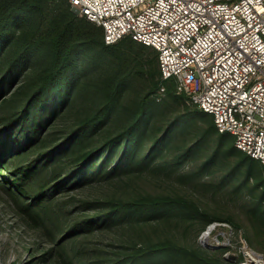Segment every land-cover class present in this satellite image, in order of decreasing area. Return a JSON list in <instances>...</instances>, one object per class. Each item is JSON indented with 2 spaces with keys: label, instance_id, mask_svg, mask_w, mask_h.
Wrapping results in <instances>:
<instances>
[{
  "label": "trees",
  "instance_id": "1",
  "mask_svg": "<svg viewBox=\"0 0 264 264\" xmlns=\"http://www.w3.org/2000/svg\"><path fill=\"white\" fill-rule=\"evenodd\" d=\"M163 84L166 96L158 99ZM184 96L173 80H162L156 48L131 36L107 44L104 27L70 0H0V181L17 200L28 199L20 208L32 218L66 189L110 185L81 199L80 208L95 209L64 231L116 227L122 251L99 264H224L223 252L197 237L210 221H228L209 215L227 178L224 201L232 192H258L257 202L244 205L253 228L264 230L252 214L264 215V164L238 149L233 134L219 132L212 114L194 106L180 115ZM196 129L200 140L188 143ZM220 163L228 172L203 178ZM148 178L169 188L140 185ZM118 184L130 193H117ZM57 253L58 264H78L65 249Z\"/></svg>",
  "mask_w": 264,
  "mask_h": 264
},
{
  "label": "built area",
  "instance_id": "2",
  "mask_svg": "<svg viewBox=\"0 0 264 264\" xmlns=\"http://www.w3.org/2000/svg\"><path fill=\"white\" fill-rule=\"evenodd\" d=\"M104 27L107 44L124 36L158 50L161 78L213 115L219 132L264 164V0H70ZM166 93L163 84L158 99ZM205 247H226L225 264H264L225 220L198 236Z\"/></svg>",
  "mask_w": 264,
  "mask_h": 264
},
{
  "label": "rangeland",
  "instance_id": "3",
  "mask_svg": "<svg viewBox=\"0 0 264 264\" xmlns=\"http://www.w3.org/2000/svg\"><path fill=\"white\" fill-rule=\"evenodd\" d=\"M2 98L3 97H0V102ZM172 105L175 107L173 108L171 106V110H177L176 107H178V105L175 103H172ZM193 109H195L194 106L186 99L184 104L181 105L180 115H184L187 111ZM173 119V115L168 116V121H173ZM189 121L193 123L191 120ZM197 130L198 129L188 135V143H196L200 140ZM161 132H164V130L161 129L159 133ZM209 156L210 154L208 152L202 159L205 157L208 158ZM198 159L200 160L201 157ZM192 161L193 160H187L184 167L190 166ZM222 163H220L221 167L219 168H210L207 170L203 174V178L211 179L212 176H220L228 172V165ZM151 180L153 181L150 184L149 182H151ZM230 180L231 179L227 178L226 182ZM232 181L237 183L239 179L235 177ZM252 181L251 183L253 184L254 182ZM3 184L5 183L1 180L0 264H58L57 250L60 248L65 249L70 255L77 257L78 264H91V259L94 261L92 264H99L104 260L109 262L112 257H117L118 253L122 251L121 244L125 242L118 241L116 238L117 228L113 226L97 228L91 233H86V231H84L71 236H66L64 234L66 226L72 222L74 218L82 213H87L95 209V207L80 208V200L83 198L98 197L97 195L102 194L110 185H107L105 188L94 184L91 186L86 185L81 189H66L56 194L55 199L51 201L44 200V205L36 207V216L32 218L27 214V211H23L22 208H20L23 203L26 204L28 202V199H18V201L17 196ZM224 184H221L216 189L217 199L215 203L210 206L209 215L227 219L228 222L243 235L250 246L264 252V230L258 231L253 228L249 213H246L249 205L246 207L244 205L246 202L251 205L257 202V199H260L258 197V192L252 189L250 191L248 190L247 193H245L247 191L245 189L240 193L232 192L228 196L227 201H224L222 199L227 197L226 185ZM140 185L148 186L147 189L149 190L158 189L164 191L169 188L168 183L159 178L142 179ZM174 187H176L173 188L176 192H185L182 185L179 187L175 185ZM263 187L264 185L261 186V188ZM112 188L117 193L119 192V194L130 193V190H126L127 187H122L121 184ZM207 190L210 191V189ZM62 204H65L63 211L60 207ZM253 211H255V214L253 212L252 214L257 221H264V215L261 214L262 212L260 210L256 208ZM197 220H199V218H197ZM196 223L198 224L199 221H196ZM200 233L201 232H199V234ZM187 240H189V238H187ZM198 244L210 251H222L223 263L225 264L229 261L228 257L225 255L227 250L226 247H205L201 245L199 241ZM51 247L56 249V255L52 259L45 260L43 253Z\"/></svg>",
  "mask_w": 264,
  "mask_h": 264
},
{
  "label": "water",
  "instance_id": "4",
  "mask_svg": "<svg viewBox=\"0 0 264 264\" xmlns=\"http://www.w3.org/2000/svg\"><path fill=\"white\" fill-rule=\"evenodd\" d=\"M74 10H76V9H74ZM77 12H78V10H76Z\"/></svg>",
  "mask_w": 264,
  "mask_h": 264
}]
</instances>
